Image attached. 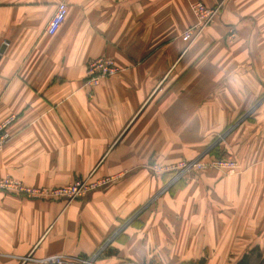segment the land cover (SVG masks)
<instances>
[{
    "label": "crops",
    "instance_id": "obj_1",
    "mask_svg": "<svg viewBox=\"0 0 264 264\" xmlns=\"http://www.w3.org/2000/svg\"><path fill=\"white\" fill-rule=\"evenodd\" d=\"M200 1L223 3L186 47L188 0H0V179L113 178L68 204L0 189V264H264V0ZM103 55L120 71L85 84ZM207 152L238 170L162 190L153 165Z\"/></svg>",
    "mask_w": 264,
    "mask_h": 264
},
{
    "label": "built area",
    "instance_id": "obj_2",
    "mask_svg": "<svg viewBox=\"0 0 264 264\" xmlns=\"http://www.w3.org/2000/svg\"><path fill=\"white\" fill-rule=\"evenodd\" d=\"M222 3L223 1L213 6H207L200 0H188V7L194 17V23L181 33V37L187 43L186 47H189L191 43H193L203 33V31L214 22L222 7ZM66 13V3L64 1L59 2L52 17L46 25V32L48 34H55L64 21ZM119 71V67L115 65L114 61L110 57L104 55L97 57L87 63L85 72L87 80L85 84L90 86L97 85L101 79L115 75ZM10 120L11 118H8L0 122V150L8 139L9 134L7 132V126ZM152 168L157 174L173 171L170 179H168L162 187V190H166L173 186L177 181L187 179L193 170L217 169L227 173L238 170L239 165L231 158H206V154H203L191 161H181L176 165H168L165 167L153 165ZM92 174L93 173H90L86 177L66 185L47 189L27 186L12 177L6 176L0 179V189L11 193L21 194L30 199L42 198L63 200L66 204H68L71 201L86 195L92 190L107 185L113 180L111 177L94 178ZM95 257L96 255L88 259H75L58 254L41 259L39 262L41 264H92Z\"/></svg>",
    "mask_w": 264,
    "mask_h": 264
},
{
    "label": "trees",
    "instance_id": "obj_3",
    "mask_svg": "<svg viewBox=\"0 0 264 264\" xmlns=\"http://www.w3.org/2000/svg\"><path fill=\"white\" fill-rule=\"evenodd\" d=\"M168 173L164 174V177H168ZM112 252H115V250H110ZM234 264H252L251 257L248 254L242 255Z\"/></svg>",
    "mask_w": 264,
    "mask_h": 264
},
{
    "label": "rangeland",
    "instance_id": "obj_4",
    "mask_svg": "<svg viewBox=\"0 0 264 264\" xmlns=\"http://www.w3.org/2000/svg\"><path fill=\"white\" fill-rule=\"evenodd\" d=\"M205 154H208V152L207 153H205ZM214 158H217V157H214ZM160 166H163V167H165V166H168V165H160ZM172 172L173 171H169V172H167V173H169V175H168V179H170V177H171V175H172ZM172 187V186H171ZM253 264H256V260L254 261V263Z\"/></svg>",
    "mask_w": 264,
    "mask_h": 264
}]
</instances>
